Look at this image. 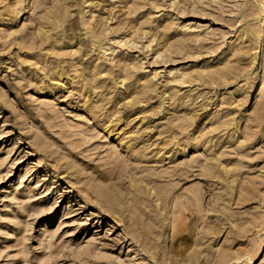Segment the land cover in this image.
I'll list each match as a JSON object with an SVG mask.
<instances>
[{
    "label": "rangeland",
    "instance_id": "374dc122",
    "mask_svg": "<svg viewBox=\"0 0 264 264\" xmlns=\"http://www.w3.org/2000/svg\"><path fill=\"white\" fill-rule=\"evenodd\" d=\"M18 1L0 0V14L15 9ZM25 1L23 17L12 24L0 23V264H192L186 261L190 251L178 258L170 253L173 201L155 207V239L147 244L141 229L130 225L122 205L115 201L111 215L107 203L99 205L96 192L90 190L89 196L87 182H98L97 172L109 169L114 170L113 186L127 194L138 177L154 188L169 189L174 198L202 187L206 219L226 222L215 239H202L203 224H197L193 241L199 240L203 250L214 239V251L226 248L231 253H250L261 246L252 261L243 257L234 264H264V95L249 92L250 77L264 72V62L259 61L264 0L261 4V0H99L104 7L94 15L102 19V37H108L104 41L108 44L101 50L89 45L88 61L71 55L80 47L76 40L73 49L60 51L66 75H76V68L88 63L100 64L104 71L93 80L101 89L98 95L89 93L90 110L84 109L86 98L78 78L56 86L53 93L39 89L66 81V76L52 80L56 58L38 37L44 18L59 0ZM126 1L130 7L138 3L137 13L122 15L129 10L121 8ZM80 3L83 0H76L70 9L73 21ZM122 19H130L135 27H120ZM140 23L149 33L140 30L132 37ZM67 25L64 22L63 28ZM252 26L257 36L250 41L242 30ZM159 33L163 36L155 37ZM130 37L134 42L129 43ZM34 41L37 45H32ZM178 42L187 51L165 52ZM117 56L124 58V67L136 65L130 82L140 84L137 90L149 87L135 109L127 104L136 99L134 92L123 96V89L104 75L109 70L116 77L120 73ZM214 70L234 74L219 83L195 78ZM85 72L92 75L89 69ZM183 72L192 76L181 78ZM177 104L185 105L175 108ZM113 117L122 118L121 127L109 136L103 123ZM183 118L189 125L182 127ZM219 120L229 122V127L220 126ZM233 128L238 133L228 142ZM193 139L202 142L178 153L181 144ZM218 160L228 170L239 168L242 181L233 196L226 194L225 180L205 175L204 168ZM220 196L224 204L220 201L217 207ZM224 207L228 215H221ZM234 219L243 225V233ZM204 256L199 264H214V257L209 261Z\"/></svg>",
    "mask_w": 264,
    "mask_h": 264
},
{
    "label": "bare ground",
    "instance_id": "6f19581e",
    "mask_svg": "<svg viewBox=\"0 0 264 264\" xmlns=\"http://www.w3.org/2000/svg\"><path fill=\"white\" fill-rule=\"evenodd\" d=\"M263 0L260 1V4ZM25 0H19L16 4V8L13 7L6 10L2 14H0V23L1 24H7V23H14L16 20H18L20 17H23L25 15ZM41 2V0H39ZM43 2V1H42ZM64 2L63 5L61 3ZM76 0H59L58 6L53 7V10L51 12L47 13V19L44 18V24L41 26L40 31L38 33V37L40 38L41 44H48V49L51 51V54L56 58V65L52 68L53 76L52 80L59 82L61 81L62 77L66 76V81L62 83H51L49 86H39V89L43 91L44 93H53L58 85H69L73 82V79L78 78V83L81 84L80 92L81 94L86 98V106H84V109L90 110V106L88 105L89 101V93H94L95 95H98L100 93L99 89H101L100 86H97V84L94 83L93 80L97 78V76H100L104 73V71H101L100 64L94 65L93 63H88L86 67L82 68H76V75L69 76L66 75V72H64L63 68L60 66L61 62V50H64L66 48L73 49L71 46L72 41L76 40L78 45H80L79 48L72 51L71 55L74 56L78 54L79 60H82L86 57V61H88L91 57V50L89 49V45H92L94 49H103L104 43L107 42L109 39L108 37L103 35L102 30V19L98 18L99 16H95L97 10L102 9L104 6L99 4V0H83V3L78 4L80 5V9L77 11L76 20L73 21V19L70 18V9L75 5ZM89 2V3H88ZM88 3V4H87ZM128 1L124 3V5L121 7L123 9L129 8L128 12H123L122 15H130L133 13H137L138 10V3L133 2L132 7L128 5ZM40 4V3H39ZM87 4V5H86ZM60 5V6H59ZM113 5V4H112ZM259 5V4H258ZM250 6V7H249ZM250 13L249 15H253V9L255 8V5L251 3L249 5ZM119 8V9H121ZM198 9V7H193V10ZM89 14V16H87ZM249 15H245V17H251ZM68 21V25L63 28L64 22ZM107 26L108 23L105 22ZM120 27H128L129 30L133 29L135 26L130 25L131 20H124L122 19L120 21ZM145 23H140L138 29L131 32L132 37L139 35V31H142V34L147 35L149 32L145 31ZM129 25V26H128ZM264 26V25H263ZM62 28L60 31L58 29ZM70 31L71 33L67 32ZM116 31V30H115ZM264 32V29L261 30L260 38L262 37ZM242 36L246 35L248 40H253L255 36H257V29L252 27H247L246 29L242 30ZM130 35V34H129ZM162 34L159 33L156 34L155 37H160ZM166 35V34H165ZM163 36V35H162ZM130 37L129 43L134 42V39ZM259 37V35H258ZM155 40V39H154ZM153 40V41H154ZM152 41V42H153ZM37 41H34L32 45H37ZM59 43V45H57ZM69 45V46H68ZM234 48L238 47V45L233 44ZM242 47V46H240ZM113 46H110L109 49H112ZM104 49V53L109 50ZM171 51V53H174L176 55L181 54L183 51H187V46L183 42H178L177 44H171L169 48L166 49L165 52ZM163 52H158V54H162ZM172 58V57H171ZM78 60V61H79ZM124 58L121 56L116 57V65L120 69V73L117 72V77L113 75L114 71H107L104 75H107V77L114 80L115 84L120 88L123 89L122 95H126L128 91L134 92L136 95V99L133 98L130 101L128 100L127 104L132 103V107L135 109L138 103H141L143 101L142 94L146 93L149 90V87L145 85V88L142 91L137 90L140 86V84L134 85V83L130 82V78L133 76L131 75L132 71L134 69H137L136 65H133L132 68L128 65L127 67H124ZM261 63L264 62V46L261 52V59H259ZM257 66L259 63H255ZM88 67V68H87ZM89 69V71L92 73V75H86L85 70ZM29 71H33L34 68L30 66L28 68ZM77 72H80L77 74ZM234 74V71H221V70H214L210 72H204V73H197V76L195 77L196 80H199L201 83H213V82H223L226 81L229 76ZM191 74H186L185 72L181 73L180 77H190ZM252 82L249 86V92H259L260 95H264V72L263 75L256 74L254 77H250ZM136 89H134L133 88ZM165 95L167 92H163ZM170 96V95H169ZM127 98V97H126ZM125 98V99H126ZM166 100V98H164ZM177 98H174V101H176ZM121 99H118V102H121ZM185 104H177L175 105V108H178L179 106H184ZM127 106V105H126ZM124 107L125 112H129V107ZM91 111L93 115H96V109L94 107H91ZM120 111V110H118ZM117 111V112H118ZM100 115H97V118H99ZM178 119V118H177ZM193 119V122L196 123L195 118ZM122 122L121 117H113L106 120L104 124V128L106 132H108V135H112L117 129H120V123ZM218 124L220 126H224L225 128L229 127V122H222L221 120L218 121ZM189 125L188 120L185 118L182 119V127ZM173 129V128H172ZM238 133V129L233 128L232 133L228 136V142L233 141L235 135ZM200 140H192L191 143L187 144H181V148L178 149V153L185 152L188 148H191L192 146L196 147L200 144ZM188 146V147H187ZM214 147L216 144L213 145ZM129 147L133 148L132 144H129ZM147 159L149 157H146ZM152 158V157H150ZM194 161V160H193ZM221 167V168H220ZM205 175L209 176L211 178H217V179H223L227 183L226 188V194L233 196V191L238 187V184L242 181V178L238 176L239 174V168L236 167L233 169H226L224 168L223 164L218 160L217 163L214 165L208 166L204 168ZM121 171H117V174L119 175ZM97 180H91L87 182V192L90 195V190L97 193L99 196V205H101L102 202H105L109 205L110 210L107 212L108 214L114 215L116 210L114 207L115 201L119 205H122L123 211L127 212L129 217L130 225L136 229H141V232L143 235L146 236L147 244H149L150 241L154 240L155 238L152 237V235L156 234V223L155 218L152 216V213L154 212L155 207L156 208H162V205H166L174 202V214L176 215L171 223V228L173 229L174 233L171 236V254L174 258L183 257V255L187 254V252L190 251V254L186 261H189L192 264H199L200 258L202 253L205 255L204 257L207 258V260H211L212 257H214V253H216L214 257V264H234L235 262L240 261L243 257L246 258L247 262L252 261L254 258L257 257L258 251L261 250V246L254 249V252L250 253H243L241 250L231 253L229 249L222 248L214 251V239L215 237H218L221 233V224H225V222L217 223L215 221H209L204 216L205 209L202 205V201L204 199V194L202 191V187L192 188L188 190V192L185 193H179V195L172 196V193L169 189L163 190L160 188H154L150 186L146 180L142 177L133 178L131 181V184L129 186V194L124 193L121 190V187L113 186L112 180L114 175V170L109 169L107 171H101L97 172ZM116 175V174H115ZM117 175V176H118ZM101 184L104 186L102 187ZM115 185V184H114ZM129 195V197H128ZM150 196V197H149ZM172 196V197H171ZM153 197V198H151ZM220 201L224 204V198L223 196H220L217 201V207L220 206ZM122 203V204H121ZM111 208L113 210H111ZM151 208V209H149ZM223 211L221 215H228V211L226 208H223ZM157 215V214H156ZM188 215L192 216V218L196 217L197 220L195 223L188 222ZM195 215V216H194ZM235 215V214H234ZM114 220L119 223L118 217L115 216ZM218 221L221 220L220 217L217 219ZM148 221V222H147ZM235 227L238 228L240 232L243 233V225L236 222L234 219ZM233 223V224H234ZM197 224H203L202 229L200 231L202 239L204 238H213L210 243L206 244V247L202 250L199 248L201 245V242L198 240L193 241V237H195V231L194 226H197ZM246 232V231H244ZM242 235V234H240ZM258 252V253H257ZM257 253V254H256ZM202 264V263H201Z\"/></svg>",
    "mask_w": 264,
    "mask_h": 264
}]
</instances>
